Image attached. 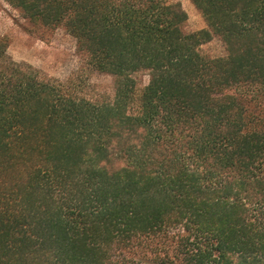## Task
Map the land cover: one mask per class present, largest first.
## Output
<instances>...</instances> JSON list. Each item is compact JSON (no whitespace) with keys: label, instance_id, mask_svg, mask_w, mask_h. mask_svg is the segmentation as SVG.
<instances>
[{"label":"trees","instance_id":"16d2710c","mask_svg":"<svg viewBox=\"0 0 264 264\" xmlns=\"http://www.w3.org/2000/svg\"><path fill=\"white\" fill-rule=\"evenodd\" d=\"M6 1L84 67L0 35V264H264V0Z\"/></svg>","mask_w":264,"mask_h":264},{"label":"rangeland","instance_id":"374dc122","mask_svg":"<svg viewBox=\"0 0 264 264\" xmlns=\"http://www.w3.org/2000/svg\"><path fill=\"white\" fill-rule=\"evenodd\" d=\"M180 2L188 14L184 24L185 32L199 30L206 26L201 12L191 0H169ZM0 35L8 42V54L18 62H25L40 69L48 77L64 79L79 73L84 65L77 48V40L64 27L40 31L22 13L6 0H0ZM202 49L212 56L225 54V47L219 38L205 43ZM144 82L149 76L141 75ZM91 82L95 93H113L114 78L107 74H92Z\"/></svg>","mask_w":264,"mask_h":264}]
</instances>
